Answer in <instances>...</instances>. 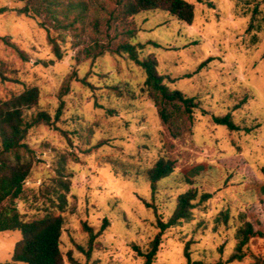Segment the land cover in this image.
<instances>
[{
  "label": "rangeland",
  "instance_id": "374dc122",
  "mask_svg": "<svg viewBox=\"0 0 264 264\" xmlns=\"http://www.w3.org/2000/svg\"><path fill=\"white\" fill-rule=\"evenodd\" d=\"M186 1L194 5L191 24L163 10L130 18L131 41L144 46L139 59L154 57L163 82L197 102L190 117L168 106L171 120L163 123L143 87V69L109 51L122 29L107 27L116 0H90L83 22L49 29L61 58L41 18L19 12L24 1L0 0V65L10 78L0 79V99L37 87L38 104L25 111L27 118L39 110L53 117L64 101L59 130L39 125L27 134L33 163L15 200L25 221L62 217L64 264H144L133 246L148 249L157 215L167 221L178 195L189 189L198 194L192 219L164 232L152 264H187V242L192 262L264 263V0H208L213 7L207 0ZM99 50L104 54L93 57ZM61 88L68 92L60 98ZM225 116L238 129L214 121ZM236 156L241 167L224 165ZM160 158L171 161L173 171L152 191L147 172ZM61 166L68 191L57 183ZM203 193L210 198L201 202ZM240 215L258 233L240 260L228 262ZM103 218L108 223L101 230ZM84 224L101 230L90 251ZM20 239L19 230L0 232V264L11 263Z\"/></svg>",
  "mask_w": 264,
  "mask_h": 264
},
{
  "label": "trees",
  "instance_id": "16d2710c",
  "mask_svg": "<svg viewBox=\"0 0 264 264\" xmlns=\"http://www.w3.org/2000/svg\"><path fill=\"white\" fill-rule=\"evenodd\" d=\"M24 5L19 12L41 18V26L47 27V38L52 46V50L57 58H61L59 44L49 33L52 30L73 29L79 22H83L87 16L90 0H22ZM201 2L202 0H198ZM117 6L108 15V28L121 25L122 29L116 31L111 37L117 40L114 48H108L116 55H125L131 61L136 62L144 71L145 79L143 87L152 96L158 106L159 116L163 123L171 120L172 109L190 117L193 109L197 107L195 97L184 95L180 90L170 89L163 81L164 76L157 71V62L154 57L147 56L143 60L139 59V54L144 48L142 44L138 47L132 43L135 37V30L130 27V18L134 15L152 10H163L177 17L179 20L191 24L194 19V5L186 0H116ZM210 7L213 4L207 0ZM96 27V26H95ZM7 45L13 48L23 61H27L26 53L19 49L14 43L1 38ZM104 54V50H99L92 54L93 57ZM5 64L0 65V79L10 80L5 75ZM68 92L67 88H61L60 98ZM39 89L29 87L22 92L11 96L8 99H0V232L15 231L21 232V239L16 242L10 264H64L63 254L60 250V236L63 220L60 215H45L31 221L22 219L17 210L15 200L21 195L23 185L28 178L32 163L33 150L26 142V137L30 129L39 125L54 127L59 130L56 123L60 121L64 110V101L60 102L52 117L47 111L39 110L26 117L25 111L30 110L38 104ZM171 112H168L167 107ZM218 124L227 125L229 129H238L231 120L230 116L214 118ZM63 133H66L60 130ZM230 161V162H229ZM233 163L234 165H232ZM224 165L228 167H241L243 160L241 157H234L224 160ZM62 166L58 170V185L65 191L69 190L68 181L62 179ZM173 171V163L169 160L160 158L148 170V177L152 191L156 188V182L168 176ZM264 189V187H263ZM197 190L189 189L178 195L174 211L167 221H163L157 215L156 223L158 232L149 242L148 249L143 252L138 246L133 249L144 257V264H152L159 250L162 235L172 227L185 221H189L193 216V209L197 206ZM210 198L209 193L200 195L199 201H206ZM64 198L61 202H64ZM156 213V212H155ZM224 221H227L228 214L223 213ZM241 225L237 228L235 237L237 243L235 251L228 258V262L240 260L243 256V248L249 239L258 232L253 225L246 220L245 215H240ZM108 221L103 218L101 230L107 225ZM85 230L89 233V249L99 232L94 233L92 228L84 224ZM189 242L184 247V256L187 264H205L200 261H191L188 250ZM72 261V258L70 257ZM251 264H264L259 258Z\"/></svg>",
  "mask_w": 264,
  "mask_h": 264
}]
</instances>
